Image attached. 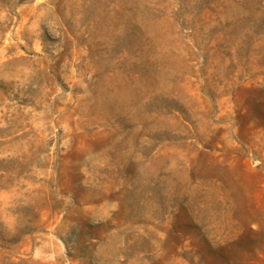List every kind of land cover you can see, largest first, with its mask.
I'll return each mask as SVG.
<instances>
[{
  "label": "rangeland",
  "instance_id": "obj_1",
  "mask_svg": "<svg viewBox=\"0 0 264 264\" xmlns=\"http://www.w3.org/2000/svg\"><path fill=\"white\" fill-rule=\"evenodd\" d=\"M0 264H264V0H0Z\"/></svg>",
  "mask_w": 264,
  "mask_h": 264
}]
</instances>
